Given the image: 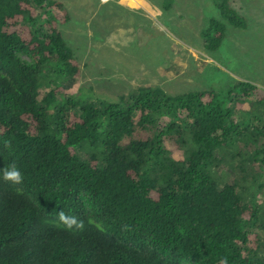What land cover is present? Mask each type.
I'll return each instance as SVG.
<instances>
[{"label":"trees","instance_id":"obj_1","mask_svg":"<svg viewBox=\"0 0 264 264\" xmlns=\"http://www.w3.org/2000/svg\"><path fill=\"white\" fill-rule=\"evenodd\" d=\"M213 4L247 27L233 0ZM68 21L57 1L0 0V169L15 164L24 176L0 180V264H264L262 206L219 174L245 183L264 164V140L235 113L264 103V90L238 82L233 107L212 90L161 87L83 99L57 26ZM225 32L210 18L205 50L218 51ZM59 211L84 227L63 228Z\"/></svg>","mask_w":264,"mask_h":264},{"label":"rangeland","instance_id":"obj_2","mask_svg":"<svg viewBox=\"0 0 264 264\" xmlns=\"http://www.w3.org/2000/svg\"><path fill=\"white\" fill-rule=\"evenodd\" d=\"M53 1L63 4L69 13V21L57 26L79 62L81 74L71 86L83 99L112 102L135 89L159 86L171 95L212 90L225 106L233 107L228 105V93L238 82L264 90V0H233V8L245 18V29L226 23L213 0H180L172 6L170 0L125 4L120 0ZM210 18L226 26L223 44L213 53L205 50L200 36ZM161 34L173 43L161 42ZM152 40L158 47L148 45ZM146 48L149 51L142 57ZM143 59L145 66L135 67ZM47 91L40 89V94ZM238 110L237 119L249 118L251 132L264 140V103L251 112L247 105ZM78 154L82 160L89 155L84 148ZM251 171L252 181L245 183L235 174H219L225 183L244 184L247 199L256 196L264 223V164L254 165ZM259 234L264 242V230Z\"/></svg>","mask_w":264,"mask_h":264},{"label":"clouds","instance_id":"obj_3","mask_svg":"<svg viewBox=\"0 0 264 264\" xmlns=\"http://www.w3.org/2000/svg\"><path fill=\"white\" fill-rule=\"evenodd\" d=\"M0 180L16 186L23 183L24 176L21 170L15 164H12L6 168L0 169ZM56 218L59 224L67 230H80L84 227L82 221L78 220L76 216L66 213L65 211L57 212ZM220 264H227V260H221Z\"/></svg>","mask_w":264,"mask_h":264},{"label":"crops","instance_id":"obj_4","mask_svg":"<svg viewBox=\"0 0 264 264\" xmlns=\"http://www.w3.org/2000/svg\"><path fill=\"white\" fill-rule=\"evenodd\" d=\"M128 1H130V2H134V3H135V2L138 3V0H122V1L120 0V3H121V4H125V3H127ZM179 1H180V0H171V6H172V4H174V3H177V2L179 3ZM182 1L184 2V1H186V0H182ZM171 6H170V7H171ZM170 7H169V8H170ZM200 33H201V32H200ZM159 36L161 37V42H165V44H166L167 42H171V44L173 43V40H172L168 35H162V34H161V35H159ZM153 40H154V39H153ZM153 40L150 41L148 45L151 46V47H156V46L158 47V45L155 44V42H154ZM134 42H135V41H134ZM177 42L180 43V44L183 43V42L180 41L179 39L177 40ZM145 43H146V42H145ZM145 43H144V44H145ZM144 44H143V45H144ZM202 44H203V43H202ZM143 45H142V46H143ZM161 45H162V44L159 43V46H161ZM181 45H182V44H181ZM142 46H140V47H142ZM135 47H137V46H135ZM135 47H134L133 49H135ZM203 47H204V45H203ZM168 49H170V51H171V49H172V48H171V45H170V47H169ZM203 49H204V48H203ZM148 51H149V49L146 48V49L143 51L144 53H142V57H144V56L146 55V52H148ZM164 51H165V50H164ZM145 62H146L145 59H143L142 62H139V63L135 64V67H141V66L143 67V66H145ZM156 67H159V66H156ZM152 72H153V68H152ZM152 72H151V73H152ZM155 87H159V86H155Z\"/></svg>","mask_w":264,"mask_h":264}]
</instances>
